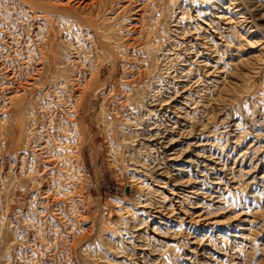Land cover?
<instances>
[{
  "label": "rangeland",
  "instance_id": "rangeland-1",
  "mask_svg": "<svg viewBox=\"0 0 264 264\" xmlns=\"http://www.w3.org/2000/svg\"><path fill=\"white\" fill-rule=\"evenodd\" d=\"M0 264H264V0H0Z\"/></svg>",
  "mask_w": 264,
  "mask_h": 264
},
{
  "label": "bare ground",
  "instance_id": "bare-ground-1",
  "mask_svg": "<svg viewBox=\"0 0 264 264\" xmlns=\"http://www.w3.org/2000/svg\"><path fill=\"white\" fill-rule=\"evenodd\" d=\"M127 1V0H126ZM27 6V5H26ZM32 6V5H31ZM31 6H30V8H31ZM33 7V6H32ZM36 7V6H35ZM34 8V7H33ZM220 18H223V17H220ZM230 21V20H229ZM228 23V22H227ZM229 24V23H228ZM173 57V56H172ZM174 100V99H173ZM173 102V101H172ZM167 104V103H166ZM165 105V104H164ZM162 106V105H161ZM181 113V112H180ZM174 114V113H173ZM172 131V130H171ZM158 136V135H157ZM163 136H164V134H163ZM161 137H162V135H161ZM160 137V138H161ZM152 138V137H151ZM154 138V137H153ZM153 138L151 139V141L153 140ZM157 138V137H156ZM159 138V137H158ZM161 139H163V137L161 138ZM167 139V138H166ZM159 140V139H158ZM168 140V139H167ZM162 141V140H161ZM157 142V141H156ZM163 143H167V142H163ZM159 144H160V142H159ZM170 144H171V141H170ZM172 144H173V141H172ZM161 145V144H160ZM165 146V145H164ZM167 146H168V144H167ZM166 146V147H167ZM168 149V148H167ZM174 150V149H173ZM172 153V152H171ZM171 155H173V154H171ZM170 158V157H169ZM170 160H171V158H170ZM172 160H174L173 158H172ZM159 170V169H158ZM160 170H162V169H160ZM158 218V217H157ZM241 236V235H240ZM242 237V236H241ZM240 237V238H241ZM243 239V238H242ZM194 244V243H193Z\"/></svg>",
  "mask_w": 264,
  "mask_h": 264
}]
</instances>
